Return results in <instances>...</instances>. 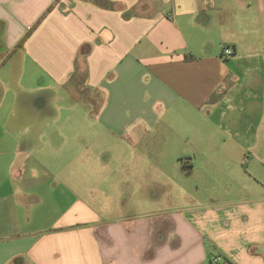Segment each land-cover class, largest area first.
<instances>
[{
	"label": "crops",
	"instance_id": "1",
	"mask_svg": "<svg viewBox=\"0 0 264 264\" xmlns=\"http://www.w3.org/2000/svg\"><path fill=\"white\" fill-rule=\"evenodd\" d=\"M245 2L0 0V264H264V34ZM75 74L102 97L91 125H50L45 92L13 106L25 77ZM26 112L34 123H7ZM91 133L99 154L74 189L62 169ZM163 178L188 201L154 208Z\"/></svg>",
	"mask_w": 264,
	"mask_h": 264
},
{
	"label": "rangeland",
	"instance_id": "2",
	"mask_svg": "<svg viewBox=\"0 0 264 264\" xmlns=\"http://www.w3.org/2000/svg\"><path fill=\"white\" fill-rule=\"evenodd\" d=\"M245 6H246V9L244 8V11L246 10L248 13L256 14L257 16H259L258 17L259 20L256 22V24L258 23L260 34L261 33L264 34V0H250V2H245ZM228 7H229L228 9L229 12L226 14L228 17L231 14L235 15V14L242 13V10H243L242 6L238 5L235 1H231ZM228 47L230 48V46ZM17 57H19V54L16 55V59ZM21 72H22V68L14 69L13 74L18 76V75H21ZM83 75L84 74H79V75L75 74V76H73L75 79L72 78L71 81H69L66 84V86H62V87L56 86L53 83H50V84L48 83L45 85L43 84V86H40L37 83H35L33 79L25 77V80L22 81L24 88L20 89L19 91L20 98L14 97L16 101L14 102L13 106L18 109H25L27 107L26 99L30 95L40 94L42 92H45L48 94L49 100H48V104L46 108L41 110V113L44 117H50V118H45V119H49L50 125L55 126L58 124L60 125L64 123H69L72 112L75 114L74 116H72V118L74 119V123H77V124L84 123V124L91 125L93 120H91L88 114H85V111L89 109V114H90V111L93 114L98 108V106L102 104V97L100 96V94H98L97 91H94V90L92 91V90L87 89L85 84L82 83ZM77 76H79L78 77L79 80L77 79ZM38 86H39V89H38ZM40 88H42V91H40ZM44 88L46 89L43 90ZM70 89L72 90L73 96H70L71 95ZM55 92L60 95V98H58L57 100L53 99L55 97ZM78 108L80 109V112H77ZM82 108H83V114H82L83 116H81ZM52 110H55L56 113L53 114ZM50 114H52V116H50ZM22 115H24V117L20 116L19 118L18 116H16L13 118H9L7 123L9 122L15 123V127L34 123V120L29 121L31 118L34 117L33 113L26 112V114L22 113ZM2 119L3 117L0 115V122H2ZM39 119H37V121ZM94 135L95 133H91L90 139H87L84 141L86 142L83 145L85 146L84 149L83 147L82 149H79V148L73 149V150L66 149L68 153H69V150L76 152L74 154V157H71L72 163H68L67 168L62 169L64 171V172L62 171L64 173V178L66 175H68V177L71 179L70 181L73 183V186L75 187L74 189H80L81 174L83 172H93L92 167L95 164V161L93 160V158H96L97 154H99V147H100L98 140L93 137ZM59 137H62V132L60 131L57 133V136L55 137V143L63 148L65 147V145H62V142H60ZM88 144H89V148L87 149ZM161 150H164L161 159L165 157H168V158L173 157L171 155L174 154V151H175L173 148L161 149ZM62 151L63 153H61V155L58 156V158H56L58 159V161H60V163H56V165H59L62 163L61 166L63 167L65 163L61 156L65 154V149ZM83 165H84V168H83ZM142 165L143 164H141L139 161L137 162V168H141ZM133 166L135 165L133 164L132 167H130V170L123 169L122 172L128 171L127 173H129L130 171L131 173H133ZM59 169L61 168H57V170ZM142 169L145 171L147 170L145 169V167H142ZM148 173H150V171H148ZM182 180L187 181V182L190 181L191 185H193L194 183V179H191L189 177L183 176ZM138 182L143 183V181L141 180H139ZM154 182L156 184L155 186L160 189V193L158 194V196L152 197V200L154 201V203H156V204H153L154 208H163L169 205L179 204L182 201L184 202L188 201L187 197H183V198L178 197L180 198L178 200V198H176L175 196L178 194L180 195L181 193L180 186L182 184H181V180H179L178 178H169V179L163 178L162 180H158ZM61 186L58 189L59 191L61 189ZM68 189H69L68 191H70L68 192V198L74 199L76 195L72 194L71 192L72 188L69 187ZM59 191H57L56 195L53 196V199H55L56 201H52V204L55 202L57 205L56 214H59L61 210H63V205L66 203L68 199L67 196L66 197L61 196V193ZM135 198L139 200L142 199L141 196H138ZM147 206H149L148 203H147ZM35 215L37 219H43V220L45 219L44 216L46 215L49 218L53 217L55 215V208L53 205H51L50 209L36 210Z\"/></svg>",
	"mask_w": 264,
	"mask_h": 264
},
{
	"label": "trees",
	"instance_id": "3",
	"mask_svg": "<svg viewBox=\"0 0 264 264\" xmlns=\"http://www.w3.org/2000/svg\"><path fill=\"white\" fill-rule=\"evenodd\" d=\"M54 8V4H52L48 10L37 20V22L29 29V31L26 33V35L21 39L19 42L17 48L22 47L25 43V41L28 39V37L34 32V30L39 26V24L43 21V19L46 17L48 12ZM83 52H87L85 48L82 49Z\"/></svg>",
	"mask_w": 264,
	"mask_h": 264
},
{
	"label": "built area",
	"instance_id": "4",
	"mask_svg": "<svg viewBox=\"0 0 264 264\" xmlns=\"http://www.w3.org/2000/svg\"><path fill=\"white\" fill-rule=\"evenodd\" d=\"M224 55H230L233 53V50L229 47H225L223 50Z\"/></svg>",
	"mask_w": 264,
	"mask_h": 264
}]
</instances>
